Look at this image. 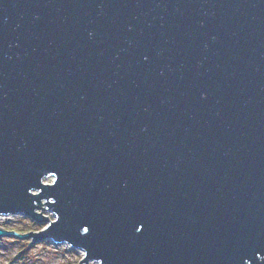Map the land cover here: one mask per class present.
I'll use <instances>...</instances> for the list:
<instances>
[{
  "label": "water",
  "instance_id": "95a60500",
  "mask_svg": "<svg viewBox=\"0 0 264 264\" xmlns=\"http://www.w3.org/2000/svg\"><path fill=\"white\" fill-rule=\"evenodd\" d=\"M13 214L82 264H264V0H0Z\"/></svg>",
  "mask_w": 264,
  "mask_h": 264
},
{
  "label": "rangeland",
  "instance_id": "374dc122",
  "mask_svg": "<svg viewBox=\"0 0 264 264\" xmlns=\"http://www.w3.org/2000/svg\"><path fill=\"white\" fill-rule=\"evenodd\" d=\"M51 179L50 177L45 178L43 182L49 183ZM40 207L45 208V204H41ZM36 211L46 216L48 220L54 219L51 212L41 211V208ZM46 224V221L37 223L23 214L0 215V229L10 230L17 234L29 231L38 232ZM31 241L30 238L18 236H0V264H82L79 260L84 257V252L80 249L51 240H42L37 243ZM83 264L99 263L90 261Z\"/></svg>",
  "mask_w": 264,
  "mask_h": 264
},
{
  "label": "trees",
  "instance_id": "16d2710c",
  "mask_svg": "<svg viewBox=\"0 0 264 264\" xmlns=\"http://www.w3.org/2000/svg\"><path fill=\"white\" fill-rule=\"evenodd\" d=\"M7 231H10V230H7ZM20 234H23V233H20Z\"/></svg>",
  "mask_w": 264,
  "mask_h": 264
}]
</instances>
